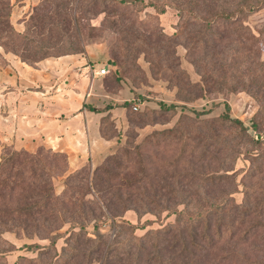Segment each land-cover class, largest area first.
Here are the masks:
<instances>
[{"label": "rangeland", "instance_id": "obj_1", "mask_svg": "<svg viewBox=\"0 0 264 264\" xmlns=\"http://www.w3.org/2000/svg\"><path fill=\"white\" fill-rule=\"evenodd\" d=\"M4 1L5 19L16 31L29 34L32 17L43 0ZM106 1L107 11L96 16L86 14L88 6L83 7L84 0L71 2L74 20L70 37L55 33L48 36L49 28L41 36L29 35L36 44L59 40L65 45L60 50L63 55L47 58L76 55L85 57L88 63L112 66L103 78L104 90L111 99L98 107L90 104L86 96L85 106L106 108L102 113L111 123L106 136L117 139L115 151L95 165L87 163L71 169L69 163L65 175L53 178L55 195L63 193L65 177L80 170L84 180L75 183V195L85 203L81 206L89 209L100 201L99 193L91 190L93 176L100 166L110 162L118 173L107 184L110 188L124 191L146 175L138 184L143 187L141 194L138 186L125 190L132 193L131 201L141 200L151 207L159 202L170 208L162 212L134 206L118 211L115 206L103 208L101 217L83 220V231L72 227L71 218L57 220L41 214L35 218L41 231L32 233L23 227L10 229L11 224H1L12 219L33 223L34 218H18L9 212L32 203L35 199L26 197L30 192L0 190V264H132L135 253L129 256L115 244L132 245L134 235L141 237L175 223L177 214L172 211L176 207H196L227 199L230 203H253L264 192V0H129L124 8L112 0ZM65 2L59 1L61 11ZM149 3L160 5L165 12L158 13ZM242 6L247 7L245 12L240 10ZM217 12H226L234 20L220 19L208 27L206 38L193 53V45L185 42L184 26L188 24L189 30L196 32L202 22L195 18L211 19ZM124 29L130 30L133 41ZM166 37H174V45L160 49ZM186 44L191 45V54ZM78 47L83 51L75 52ZM162 104L176 108L164 109ZM227 104L231 118L241 120L248 129L247 135L257 140L251 129L255 122V130L263 135L261 145L242 141L238 129L222 119ZM203 110L210 112L202 116L194 112ZM172 128L180 131L172 136L168 132ZM211 135H216V139H206ZM5 146L12 145L0 140V163ZM41 147L45 146L28 151L39 152ZM107 176L104 171L102 178L108 179ZM246 219V224L234 230L235 235H224L218 249L208 253L196 250L193 264H264V225L258 224L264 220L255 213ZM79 231L81 235L77 236ZM244 237L248 239L241 240ZM152 242L146 244L141 264H159L156 259L146 262ZM170 242L165 243L167 255L182 264L174 253L177 250L170 248L173 241Z\"/></svg>", "mask_w": 264, "mask_h": 264}, {"label": "trees", "instance_id": "obj_2", "mask_svg": "<svg viewBox=\"0 0 264 264\" xmlns=\"http://www.w3.org/2000/svg\"><path fill=\"white\" fill-rule=\"evenodd\" d=\"M59 1L43 0L32 17L34 23L28 29L29 34H21L14 29L10 24V21L5 19L4 11L7 7V3L4 0H0V45L4 46L7 52H13L20 56L24 62L33 66H36L38 62L47 57L63 55L64 53H60V50H62L65 45L60 44L59 40H55L49 44H36L34 43V40L29 38V35H43L47 28H49L48 36H52L54 33L59 34L62 37L72 36L73 31L70 26L73 24L74 18L72 15L73 8L69 5H71V2L74 0H66L63 11L60 9ZM84 1L83 7L88 6V8L86 7L85 9L86 14L88 15L96 16L101 12L107 11L105 6L108 1L106 0H100V2H98V0ZM112 1L117 3L121 8L129 5V0ZM141 2L143 3V1ZM72 5L74 4L72 3ZM76 6L78 8L79 4ZM148 6H154L158 13L162 14L165 12V9L158 4L149 3ZM97 7H100V9H97L98 11L96 10ZM239 8L242 12H245L247 7L242 6ZM249 10L250 11L248 12H252L251 9ZM195 19L202 22V28L198 31H193L192 33V31L189 30L188 24L184 26L186 34L185 42L186 40L190 41L191 45H193V53L194 49L197 48L199 44H202L201 42L206 38L207 30L209 29L208 27L218 24L220 19L226 21L234 20L232 19V16L226 12H217L211 19H203L200 17ZM122 31L127 35L129 34L128 37L130 39V30L124 29ZM166 39L167 41L170 40L171 43L168 44L166 41L164 45L160 46V49L164 50L167 47H173L174 44L172 40L174 37H166ZM131 40L132 39H130V41ZM191 45L186 44V47L189 49V54H191ZM133 47L134 46H132V48ZM74 49L75 52L83 51L81 47ZM161 107L170 110L176 108L174 105L167 107L165 104H162ZM90 110L102 113L106 111V108L98 110L90 107ZM194 112L197 116H202L209 114L210 111L203 110ZM229 112L230 105L227 104L226 112L223 113L222 119L232 123V125L238 129L242 141L248 144L254 142L256 145H261L263 143V140H260V138L257 140L251 139L249 135H247L248 129L243 126V122L239 119L231 118ZM101 121V131L103 136L107 139H111V137H107L108 135L106 136V131L111 127L108 117H102ZM255 128L256 124L255 122H252L251 129H254V132L257 134L260 133L256 131ZM178 131L180 130L172 128L168 132L170 135L174 136L173 133H177ZM211 136L212 137L206 139H216V135ZM215 142L216 141H214V143ZM209 143L212 144V141ZM68 170L69 158L65 152L54 151L51 148L45 147H41L39 152H29L24 148L17 149L13 145L11 147L5 146V152L0 163V190L15 191L16 189H19L20 191H28L30 193L27 194L26 197L35 200L23 207H16L9 211L11 214H17L18 218H34L32 224L29 225V222H26L25 219L21 222H16V219H12V221L2 222L1 224H11L9 225L10 229L23 227L27 231L31 230L32 233L40 232V224L35 218L37 215L44 214L57 220L71 218L69 219V222H71L72 227H80L81 231H83V220L101 217L104 211L103 208H107L108 210L111 206H115L114 208L118 211V208H124V210H126L134 206L137 209L142 208L141 210L147 209L146 211L148 212H152L154 210L153 208L158 209L161 212L170 208L159 202H157L154 207H151L150 205H146L147 203H141V200L136 201L137 203L131 201L133 198L132 193L125 190H132L137 187L138 184H142L146 177L145 174V176L138 177L131 185L126 186L124 191H121L123 188H110L107 184L113 182L118 176V173H115L111 168L110 162H107L103 167L100 166L97 169V172L91 181V190L93 189L95 192L99 193L100 201H97L87 209L84 206H81V204L84 205L85 203L81 202L75 195L77 191L75 183L84 180L81 178L80 170L69 173L65 177V188L63 193L60 196L55 195L53 178L59 175H65ZM104 171H106L108 179L102 178ZM252 174L254 173H251V175ZM126 179L128 182L132 181L129 177H126ZM142 188L143 187H137L140 194L143 192ZM177 193H179V190ZM246 196L251 198L250 192H247ZM36 198L38 199L36 200ZM251 201L252 200L244 201L242 203H230V199L215 200L211 201L209 204L196 207H191V205L185 204L183 209H178V207L173 209L174 211L172 212L177 214L175 223L165 226L162 229L149 231L146 235L141 237L134 235L132 245L131 243L129 245L117 243L115 246L119 248V251L126 250L129 256H132L133 253H135L134 258L132 259V264H141L142 258L147 250L146 244L153 241L150 246V250L152 249L149 252L150 259L148 258L146 262L151 263L152 259H156L159 264H177L178 262H175V257L173 255L168 256L166 253L168 247L165 243L169 242L170 245V241H173L170 248L172 250H177L174 253H177V256L181 258L183 262L182 264H193V256H196V250L197 252H203L205 250L206 253H208L212 250L218 249V245L224 240V235L227 234L229 237L235 235L236 232L234 230L236 229L237 231L243 224H246V218L248 216L255 213L264 220V192L262 191L261 197H256L253 203ZM258 224L264 225L263 222H258ZM133 227L136 228L135 226ZM81 231L77 232V236L81 235ZM55 239L52 240L53 245L56 242ZM245 239L248 238L244 237L241 240ZM32 246L34 245H30V247ZM36 246L41 249L40 245ZM116 255H120V253L117 252ZM201 260L204 261L205 259Z\"/></svg>", "mask_w": 264, "mask_h": 264}, {"label": "crops", "instance_id": "obj_3", "mask_svg": "<svg viewBox=\"0 0 264 264\" xmlns=\"http://www.w3.org/2000/svg\"><path fill=\"white\" fill-rule=\"evenodd\" d=\"M104 69L106 74H100ZM111 69L108 63H88L76 55L33 66L0 46V140L17 149L45 146L65 152L71 169L98 164L118 141L103 136L106 113H95L85 103L86 96L98 107L111 99L103 85Z\"/></svg>", "mask_w": 264, "mask_h": 264}, {"label": "built area", "instance_id": "obj_4", "mask_svg": "<svg viewBox=\"0 0 264 264\" xmlns=\"http://www.w3.org/2000/svg\"><path fill=\"white\" fill-rule=\"evenodd\" d=\"M105 72H106V70L104 69V70H102L100 73H102V74H103V73H105ZM135 109H138V107L136 106V108H135ZM254 133H255V136H256V138H260V137H261V138H263V135H261V136H260V135H259V134H257L256 132H254Z\"/></svg>", "mask_w": 264, "mask_h": 264}]
</instances>
